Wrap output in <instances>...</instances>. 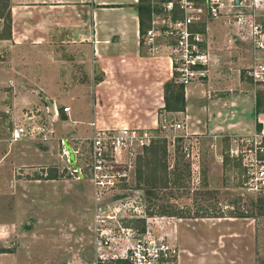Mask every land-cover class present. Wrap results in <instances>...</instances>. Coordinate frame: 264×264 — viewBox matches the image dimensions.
Masks as SVG:
<instances>
[{
    "label": "rangeland",
    "instance_id": "374dc122",
    "mask_svg": "<svg viewBox=\"0 0 264 264\" xmlns=\"http://www.w3.org/2000/svg\"><path fill=\"white\" fill-rule=\"evenodd\" d=\"M147 1L153 10H163L160 0ZM224 1L217 20L219 25L210 21L207 34V77L213 55L215 67L207 88L210 99L205 104L216 101L212 114L220 121L211 126L205 116L206 126L197 132L187 129L189 135L186 136L183 129L173 126L152 128L154 136L147 147L138 149L136 155L128 159L123 154V158L120 156L121 168L130 163L128 175L111 189L94 186L86 176L78 179L70 174L69 152L64 151L62 140L70 138L75 164L83 165L91 132L85 130L77 134V138H71L68 134L64 136L62 130L61 136L60 133L55 136L47 103L43 98L34 100L30 96L31 93L41 96L37 64L26 63L25 56L19 62V52L14 55L11 43L0 41V60L6 56L11 61L8 64L13 66L10 72L13 82L0 86V253L16 252L19 248L21 205L23 212L31 209L38 216L25 214L22 225L26 230L36 223L34 234L40 238L33 243L43 254L35 262L20 264H120L127 247L143 232L163 236L178 249L177 241L191 248V241L196 239L201 246L195 253L200 256L214 249L212 245L221 238L223 246L219 248L232 250V258L238 259L235 254L243 248L245 236L235 223L229 228L219 224L215 228L209 226L217 218L227 217L252 218L258 256L255 264H264V189L259 191L256 184H245L244 168V163L250 164L256 147L257 154L264 160V143H258L263 136L261 130L252 131L255 122L249 124V119H244L233 131L223 128L225 112L227 122L236 121V115L244 114L248 107L251 109L256 95L260 96L264 109V83L253 81L248 75L253 65L264 62V50L254 48L250 33L253 23L264 25V0ZM9 4V0H0V38L8 34ZM221 35L229 39L231 47H224L225 42L222 44L221 40L217 48ZM56 48L60 52L51 58L67 62L56 82L58 90H54L59 99L56 101L58 114L60 118H67L63 107L69 106V115H72L73 96L79 92L90 95L101 75L86 46L73 42L68 46L59 44ZM168 82L178 85L171 80ZM174 89L176 87L168 86L167 97ZM238 95L242 97L240 100ZM177 111L181 110H170L173 114L161 110L159 121L165 119L168 124L184 121V115ZM15 131L19 132L17 137L13 135ZM49 136L50 145L45 144ZM20 152H26L27 157L19 159ZM21 192L23 195L19 197ZM63 204L70 205L74 212L64 214L66 206ZM237 213L251 216H228ZM198 221L204 223L202 227L197 228ZM227 231L232 236H222L227 235ZM223 237L233 241L227 242ZM1 258L2 255L0 264H5ZM215 262L213 258L200 264ZM10 264H19V254Z\"/></svg>",
    "mask_w": 264,
    "mask_h": 264
},
{
    "label": "crops",
    "instance_id": "0c3cea01",
    "mask_svg": "<svg viewBox=\"0 0 264 264\" xmlns=\"http://www.w3.org/2000/svg\"><path fill=\"white\" fill-rule=\"evenodd\" d=\"M9 1L8 34L0 38V41L11 43L14 55L19 52V62H22L25 56L26 63L37 64L35 70L40 73L38 89L41 96L32 95V93L30 96L34 100L43 98L47 103L53 120L51 130L55 136H59V133L61 136L63 130L66 134L64 136L68 134L72 136L71 138H77V134H83L85 130L92 134L94 126L126 125L155 128L160 120L161 110L167 114H173V112L163 109L165 106L164 85L171 79L169 62L165 55L158 56L148 52L147 47L142 43L137 10L138 0ZM217 20L219 18L210 23L219 25ZM222 37L221 35L218 38L217 48L219 49L221 40L222 44L223 41L225 42L224 47H231L232 45L228 42L229 39L226 40ZM73 42L80 47L89 48L101 78L95 82L90 95L77 92L78 94L73 96V114L69 115L70 107L68 106V117L62 116L60 118L56 103V101L59 102V99L56 96L57 91L54 90H58L59 85L56 82L61 77L59 73L66 68L65 63L67 62L64 59L55 60L51 57L60 52L56 48L59 44L68 46V44L72 45ZM47 48L48 53L45 54ZM214 57L215 55H213V60L210 63V74L213 73L214 70L212 69L215 67ZM10 62L6 56L0 60V86H4V82H13V79L10 78L13 75L10 73L13 70V66L8 64ZM210 74L203 83L197 82L186 87L184 110L176 112L184 115L183 118L189 131L193 128L195 130L193 131L197 132L202 126L205 127L207 124L205 116H208L207 119L211 126L220 121L216 114H212L216 101H212L208 106L205 104L209 98L207 88L210 85ZM247 97L250 98L248 95ZM240 98L242 97L238 95L239 100ZM249 100L251 102V99ZM253 100L251 109L248 107L244 114L232 117L233 119L235 117L236 121L227 122L228 117L226 115L228 113L225 112L224 130L233 131L240 126L239 124H243L244 119H249V124L252 121L255 122L252 131L256 129V124L260 123L264 133V111L257 112L255 96ZM243 101H246L244 97ZM207 108L208 112H206ZM58 118L59 121H56ZM50 136L45 144L50 145L49 142L52 143ZM65 139L62 140L65 149L68 145L73 151L74 147L69 142L70 138L67 136ZM19 155H21L19 159L27 157L26 152H20ZM45 157L47 158V156ZM21 195H23L22 192L19 197ZM66 204H63L66 206L64 214H72L74 210ZM20 207L21 205L19 206V248L16 252L4 251L0 253L2 255L1 260L5 264H10L12 260H16L18 254L19 264L35 262L43 254L42 250L39 251L38 249L37 251L35 243H33V240L40 238L34 234L37 231L36 223L26 230L22 225L25 214H30L32 217L38 216L33 213L34 210L26 209L23 212ZM30 223H33L32 219ZM234 223L236 228L240 229L242 235L245 236L243 248L235 254L238 255V259L232 258V250L219 248V246H223L220 243L223 242L221 238L216 239L215 244L212 245L215 250L210 249L204 256H200V254L195 253V249L201 245H199V241L193 239L190 244L191 248H187L183 243L177 241L176 244L179 246L178 264H200L206 260H213V258L216 260L214 264H239L240 262V264H255L258 256L254 247L255 225L252 218H217L216 221L210 222L209 226L215 228V225L219 224L220 227L227 225L226 228H229ZM197 224V228H199L204 223L198 221ZM228 235L232 236L228 231L227 235L222 234L224 237H228ZM224 240L233 241L229 238H224ZM3 246L5 248V245Z\"/></svg>",
    "mask_w": 264,
    "mask_h": 264
},
{
    "label": "built area",
    "instance_id": "2783aa9c",
    "mask_svg": "<svg viewBox=\"0 0 264 264\" xmlns=\"http://www.w3.org/2000/svg\"><path fill=\"white\" fill-rule=\"evenodd\" d=\"M159 2L163 10L151 13L150 24L141 35V41L148 52L158 56L165 55L170 66V80L182 87L184 95L188 85L203 83L207 77L208 24L220 17L225 1L160 0ZM250 33L254 48L264 50V25L253 23ZM248 75L253 81L264 83V62L253 65L248 70ZM68 109L67 106L63 107L65 112ZM169 126L183 129V135H189L185 120L168 124L164 119L155 128ZM151 129L126 125L94 126L88 139L86 160L83 165H76L75 158L72 162L69 160L72 165L70 174L78 179L86 176L98 188L116 187L127 177L130 167V163H126L123 168L120 167V156L123 154L128 159L134 157L138 149L147 147L154 136ZM260 134L263 139L260 138L258 143L263 144L262 130ZM13 135L17 137L19 132L15 131ZM257 149L256 147L252 152L250 164L244 163L245 184H256L261 191L264 189V160L257 154ZM64 151L68 152L67 149ZM252 166L254 169L251 168ZM127 229L130 231L132 228ZM178 252L179 249L171 245L163 236L154 237L143 232L127 247L121 259L128 264H178Z\"/></svg>",
    "mask_w": 264,
    "mask_h": 264
},
{
    "label": "trees",
    "instance_id": "16d2710c",
    "mask_svg": "<svg viewBox=\"0 0 264 264\" xmlns=\"http://www.w3.org/2000/svg\"><path fill=\"white\" fill-rule=\"evenodd\" d=\"M138 1L139 2L137 5V10L139 13V31H140V34L142 35L150 24L151 13L153 11H155V12H160V11L153 10L151 4L147 0H138ZM145 15H146V17H145ZM8 19H9V13H8ZM146 22H148V24ZM8 28H9V22H8ZM169 85L176 87V89L172 90L171 94L168 93L170 95V97L169 96L167 97V91H168ZM164 101H165V106H164L165 110H169V111L170 110H173V111L174 110H183L184 95H183L182 87L180 85H177V86H175L173 84L171 85L169 82L165 83V85H164ZM261 106H262V102H261L260 96L256 95V97H255V108H256L257 112L264 111V109L261 108ZM260 130H261V124L257 123L256 124V131H260ZM239 214L240 213H237V215L232 214V215H228V216H230V217L251 216V215H246V214H241V215H239ZM169 215H173V214H169ZM120 264H128V263L125 260H121Z\"/></svg>",
    "mask_w": 264,
    "mask_h": 264
},
{
    "label": "water",
    "instance_id": "95a60500",
    "mask_svg": "<svg viewBox=\"0 0 264 264\" xmlns=\"http://www.w3.org/2000/svg\"><path fill=\"white\" fill-rule=\"evenodd\" d=\"M66 149L69 152V160L72 162L74 158L73 151L68 145H66Z\"/></svg>",
    "mask_w": 264,
    "mask_h": 264
}]
</instances>
